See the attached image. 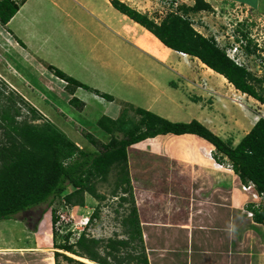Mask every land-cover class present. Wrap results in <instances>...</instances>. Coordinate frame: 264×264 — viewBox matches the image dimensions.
I'll return each instance as SVG.
<instances>
[{
    "label": "crops",
    "instance_id": "crops-1",
    "mask_svg": "<svg viewBox=\"0 0 264 264\" xmlns=\"http://www.w3.org/2000/svg\"><path fill=\"white\" fill-rule=\"evenodd\" d=\"M119 1L150 19H155L156 23L157 20L162 21L165 18L167 9L164 0ZM174 1L179 6L184 4L193 7L195 4V0ZM203 1L212 9L214 5L234 4L248 8L258 7V0ZM47 4L58 9L65 19L59 27L47 17ZM0 28L19 46L20 54L30 66L41 69L49 66L56 68L68 77L113 99L106 100L83 88H77L74 94H69L66 83L51 74L62 84L64 94L69 96L68 108L64 105H59L58 108L61 110L64 106L66 112L63 114L69 116L70 122L61 120L56 112L53 114L54 118L44 116L66 136L71 135L74 139L80 136L77 142L81 139L87 142L83 132L89 133L103 144L109 143L113 137L121 140L118 136L123 135L124 138L123 131L132 122L138 123L140 120L135 109H142L172 123L198 121L216 136L236 147L256 124L259 114H264V109H258V106L264 108L263 104L237 91L223 76L198 59L165 47L146 29L114 9L110 0H25L10 22L6 26L0 24ZM61 33L80 39L81 36L87 37L90 44L88 49L85 48V53L90 51L85 62L73 59L75 53L72 50L56 44L54 37ZM51 42L55 44H50ZM152 50L157 57L150 53ZM165 52L169 54L165 55ZM179 55L186 58L176 62L174 57ZM197 60L206 70L197 64ZM93 63L105 70V74ZM172 64L175 66L172 67ZM32 76L36 78L35 75ZM72 99L75 101L73 105L70 102ZM125 110V120L119 125L108 122H117ZM101 121L112 130L111 133L99 127ZM75 125L81 129L75 130ZM86 148L91 153L96 152V147L90 142ZM130 148L148 152L153 161L159 162L164 157L166 163L181 165L185 172L194 171L195 174L202 175V180L188 182L191 189L188 194L198 196L197 200L200 201L195 202H201L200 197H206L202 199L203 203L213 202L216 208L212 211L202 210L195 217L192 214L194 220L189 219V224L184 225L186 230L183 229V235L187 232L191 236V248L188 250L187 246L185 254L195 255L194 260L189 258L186 264H231L238 258L236 254L235 257L232 254L237 244L248 246L260 239V236L257 238L251 234L260 233V228L264 230V226L254 221L249 225V232L236 231L227 240L223 239L222 207L230 214L225 218L226 228L231 226L238 207L243 204L246 206L248 201H240L236 193L237 185L242 187L243 184L233 171L224 169L215 162L212 157L215 148L209 142L192 134H167L149 138ZM223 169L229 173L224 174ZM227 235L228 233L225 234ZM222 243L229 245L224 249L230 252L229 255L226 252L215 253V247ZM250 254L241 256H250V261H253L254 255ZM245 259L248 264L249 258ZM260 259V263L264 264V258Z\"/></svg>",
    "mask_w": 264,
    "mask_h": 264
},
{
    "label": "trees",
    "instance_id": "trees-1",
    "mask_svg": "<svg viewBox=\"0 0 264 264\" xmlns=\"http://www.w3.org/2000/svg\"><path fill=\"white\" fill-rule=\"evenodd\" d=\"M114 9L127 16L153 36L165 47L187 56L198 59L209 69L223 76L237 91L246 94L264 105V91L260 94L256 85L262 86L263 81L255 79L244 67L237 66L220 49L214 38L205 37L193 27L190 13L211 12L213 9L203 0H195L193 7L179 6L177 13L168 14L160 23H156L147 15L142 14L119 0H110ZM24 1L21 3L23 4ZM20 4L13 0H0V24L6 26L19 11ZM240 31V29H238ZM244 38L247 34L240 31ZM247 48L248 54L253 51ZM55 77L65 81L66 91L74 94L77 88L94 93L106 100H113L109 95L102 94L86 85L68 77L62 71L48 67ZM0 89V222L9 220L20 213H25L42 204L52 205L56 199L69 207H85V194L99 202L106 198L97 193L96 180L105 181L113 168H119L120 179L117 190L122 194L118 198L119 206L129 204L128 215L121 224L126 239H108L106 241L87 237L81 233L75 243H70L72 232L66 234L65 243L58 244L56 251L61 250L74 256L85 258L95 264H149L145 253L135 257L126 252L139 242L143 246V232L136 208L131 179L128 171V149L149 138L159 135H196L214 148L212 155L215 162L221 166L228 165L243 185L253 184L258 194L264 196V119H259L251 131L233 147L216 136L198 121L190 123H172L153 113L135 109L140 116L138 123L132 122L126 126L124 138L113 137L109 143L103 144L92 135L83 132L87 141L97 148L96 152L88 153L69 140L51 122L44 120L42 125H32L26 120L18 122L21 109L13 96L5 97ZM7 103L4 104L3 99ZM19 100L24 103V99ZM71 104L75 103L72 99ZM33 117L41 116L28 109ZM126 110L117 122L119 125L126 117ZM99 127L106 132L112 130L102 121ZM122 130V128H121ZM116 194V193H115ZM62 206V205H61ZM247 210L253 212V221L264 226V204L258 209L252 205ZM57 209H53L54 223ZM98 215V210L90 218V223ZM58 235L57 232H55ZM59 252L54 254L55 264H62ZM68 264L73 259L63 256Z\"/></svg>",
    "mask_w": 264,
    "mask_h": 264
},
{
    "label": "rangeland",
    "instance_id": "rangeland-1",
    "mask_svg": "<svg viewBox=\"0 0 264 264\" xmlns=\"http://www.w3.org/2000/svg\"><path fill=\"white\" fill-rule=\"evenodd\" d=\"M13 1L21 4L25 0ZM47 5V17L56 27H59V24H63L65 19L61 15V12L55 9L53 5ZM166 9L167 11L164 17L170 13H174V11L170 12L167 6ZM213 11V13H198L199 15L194 13L190 14L189 18L193 27L195 30L200 31L205 37L214 38L216 35L220 39L221 45L224 44V41L230 43L226 35L231 34L232 29L241 28L240 31L247 34V38L250 41V48L253 51L242 61L245 68L255 79L263 81L261 87L256 85L257 91L262 94V91H264V58L261 54L262 50L256 46V43L251 37L257 40L264 37V0H258L257 8H248L244 5L241 6L237 4L223 6L214 5ZM78 14L79 13H77V15ZM152 20L154 21L155 19ZM240 20H242L243 24L239 22ZM157 22L160 23L161 20H157ZM149 36L151 35L149 34ZM223 36L226 37L225 40L221 39ZM54 38L57 45H61L64 49L68 48L75 53L73 59L77 58L82 62L87 60V54L90 50L85 53V48L88 49L90 41L86 36H81L80 39L77 36H65L61 33ZM50 44L55 43L51 42ZM143 47L149 49L147 46ZM150 53L157 57V54L153 50L150 51ZM174 58H176L175 61L178 62V60L181 61L186 57L179 55ZM95 64L96 67L105 74V70L103 71L97 63H93V65ZM197 64L200 65L202 69L206 70V67L202 66L199 61ZM171 66L174 67L175 65L172 64ZM51 74L52 73L48 69L30 66L26 58L20 54L19 46H17L0 28V89L4 91L5 97L11 95L18 101V106L22 113L21 117L18 118V122L26 120L27 123L40 126L44 123V120H47V117L45 118L44 115L54 118V112L60 116L61 120L70 122L69 116L63 114L66 112L64 106L68 108L67 103L69 96L64 94L65 92L62 90V84L55 80ZM32 75L38 78L36 79ZM19 98H23L25 102L22 103ZM5 102L7 103L4 98L2 103L4 104ZM59 105H64L61 110L58 108ZM29 108L34 109L41 118L33 117L32 113L28 111ZM258 109L261 110L264 108L258 106ZM76 127L75 125V130L81 129ZM1 135L2 130L0 129V138ZM68 136L69 140L74 143L76 142L75 144L79 149L91 153V150H87L86 148L89 144L88 141L86 142L81 139L80 142H77L80 136L77 139L72 138L71 135ZM118 137L122 139L123 135ZM95 151H97V148ZM161 159L159 162L153 161V158L148 152L135 151L133 148L128 149V171L131 179L133 198L142 227L143 246L141 243L137 242L132 248L125 251V254L128 252L135 257H140L139 255L141 253H145L149 264H186L189 258L194 260L195 255H186V247L188 246V250L191 248V236H188L187 232L183 235V229L186 230L184 225L186 226L189 224V219H191V221L194 220L192 214H194L193 217H195L200 211L202 212V210L205 209H210L212 211L216 206L213 202L203 203L202 199L206 197H200L201 202H195L200 201L197 200L198 196H191L188 194L191 190L188 182L193 181L196 183L197 179L202 180V175L198 173L195 174L194 171L185 172L181 165L166 163L164 157ZM222 167L231 170L228 165ZM224 169L222 170L224 174L229 173ZM120 173L119 168H113L107 180H96L95 187L97 193L104 195L106 198L103 202H99L90 195L85 194V207H69L68 205L67 207L64 203L62 204L59 199H56L52 205L47 203L42 204L27 213H20L9 220L1 221L0 264H49L50 260L55 264L54 254L56 252L73 259L74 262L70 264H87L67 255L65 251H56V246L65 243V236L69 234V232L73 233L68 241L70 243H75L79 237L81 227H84L81 221L91 217L97 210L98 215L94 218L95 220H93L87 230L84 231L87 237L103 241L110 238L126 239L127 235L123 233L124 229L121 222L124 217L128 215L130 205L125 204L121 207L119 206L118 198L122 194L120 189L117 190V185L120 182ZM237 188L238 191H236V193L240 201L245 199L248 202H246V206H243V204L240 208L238 207L235 212L236 216L231 220V226L226 228L225 224L227 222L225 223V218L229 212L225 210L226 208L224 206L222 207L221 224L223 230L221 233L223 234L224 240L235 235L236 231L248 230L253 219L248 218L246 207L254 200L260 203L262 202L254 198L252 196L253 194L249 191L244 192L240 184L237 185ZM222 201H224V197ZM54 208L58 210L55 214L56 217L57 215L64 217L62 227L60 228L61 230L64 227L63 231H65V233L63 236L56 234L52 235V227L56 224L54 223L52 215ZM61 221L62 219L59 217V225ZM227 221L229 220L227 219ZM260 229V233L256 232L251 234V236H256L257 238L260 236V239L255 240L256 242L254 241V243L248 246L245 244L236 245L235 249L232 250V254L234 257L236 254L238 258L237 260H233L231 264H246L248 261L245 257L249 258L248 264H252L253 262L254 264H261L260 258H264V230L263 228ZM192 230H194V228ZM194 231L196 232V230ZM247 232H249V230ZM227 233L228 235L225 236ZM183 242H185V244H183ZM228 246V244L222 243L215 247L214 251L217 250L215 253L226 252V254L229 255V251H224ZM245 253H251L250 255L253 254V261H250V256H241L242 254L245 255ZM63 256L59 257V261L62 264H68ZM131 264H136V262H132Z\"/></svg>",
    "mask_w": 264,
    "mask_h": 264
},
{
    "label": "built area",
    "instance_id": "built-area-1",
    "mask_svg": "<svg viewBox=\"0 0 264 264\" xmlns=\"http://www.w3.org/2000/svg\"><path fill=\"white\" fill-rule=\"evenodd\" d=\"M164 5H166L168 8H170V12L174 11V13H177L176 10H177L179 4L176 1L164 0ZM239 22H242V20H240ZM242 24H243V22H242ZM238 28H240V27H238ZM227 36L229 38L228 40L230 41V43H226L224 41L223 45H221V43H220L221 41L216 35L214 36V39H215L218 47L226 52V55L229 59H231L237 66L245 68V65L243 64L242 60L249 55L247 52V48L249 45V39L244 38V36L241 34V32L238 31V29H236V28L232 29L231 34H227L226 37ZM226 37L223 36V37H221V39L225 40ZM251 38L256 43V46L262 50L261 54H262V57L264 58V37H262L260 40L254 39L253 37H251ZM63 82H65V81H63ZM66 85H68V84L66 83ZM261 118L264 119L263 113H261L258 116L257 120H259ZM241 189L244 192L249 191L251 194H253L252 196L254 198L262 201L260 203V202H257L254 200L251 203H249L250 205L253 206L254 209H258L260 206H262L264 204V196L260 195L256 192L253 184L242 185ZM246 214H247L248 218L253 219V212L252 211L246 210ZM59 217H60V219H62V221L59 225L60 221L58 222V220H57L56 224L52 227V235H54L55 232H57L58 235L63 236V234L65 233V231H63L64 227L61 230H60V228L62 227V222L64 220V217L61 215H59V216L57 215V218H59ZM90 218L91 217H88L87 219H84L83 221H81V224H83L84 227H81V229L79 231V235L81 233H83L85 230H87V228L90 226Z\"/></svg>",
    "mask_w": 264,
    "mask_h": 264
},
{
    "label": "bare ground",
    "instance_id": "bare-ground-1",
    "mask_svg": "<svg viewBox=\"0 0 264 264\" xmlns=\"http://www.w3.org/2000/svg\"><path fill=\"white\" fill-rule=\"evenodd\" d=\"M96 1V0H95ZM249 46V45H248ZM249 48V47H248ZM169 54V52H165V55H168ZM154 229V228H153ZM156 232H157V230H156ZM150 234V233H149ZM152 234V233H151ZM160 236V235H159ZM147 237V236H146ZM152 240V239H151ZM156 241V240H155ZM154 251V250H153ZM67 255H70L71 257H74V258H76V259H78V260H80V261H82V262H85V263H87V264H95L93 261L92 262H90L89 260H87V259H85V258H81V257H77V256H74V255H72V254H70V253H67ZM49 264H52V262L51 261H49Z\"/></svg>",
    "mask_w": 264,
    "mask_h": 264
},
{
    "label": "flooded vegetation",
    "instance_id": "flooded-vegetation-1",
    "mask_svg": "<svg viewBox=\"0 0 264 264\" xmlns=\"http://www.w3.org/2000/svg\"><path fill=\"white\" fill-rule=\"evenodd\" d=\"M29 212V211H28ZM25 213H27V212H25Z\"/></svg>",
    "mask_w": 264,
    "mask_h": 264
}]
</instances>
